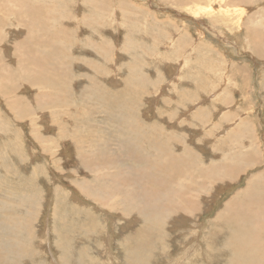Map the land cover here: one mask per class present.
<instances>
[{
    "label": "rangeland",
    "instance_id": "374dc122",
    "mask_svg": "<svg viewBox=\"0 0 264 264\" xmlns=\"http://www.w3.org/2000/svg\"><path fill=\"white\" fill-rule=\"evenodd\" d=\"M0 84V264H264V0H0Z\"/></svg>",
    "mask_w": 264,
    "mask_h": 264
},
{
    "label": "bare ground",
    "instance_id": "6f19581e",
    "mask_svg": "<svg viewBox=\"0 0 264 264\" xmlns=\"http://www.w3.org/2000/svg\"><path fill=\"white\" fill-rule=\"evenodd\" d=\"M244 8V7H243ZM173 9V8H172ZM245 13V12H244ZM77 23V22H75ZM74 23V24H75ZM78 24V23H77ZM258 33V32H257ZM240 35V34H239ZM247 37V36H246ZM240 37H238L239 39ZM238 41V40H237ZM240 41V40H239ZM238 41V43H239ZM248 41V39H247ZM249 43V42H248ZM247 44H245V46L247 47ZM166 44V43H165ZM241 44V43H240ZM238 44V45H240ZM244 44V43H242ZM250 44V43H249ZM164 45V44H163ZM231 45V44H230ZM237 45V46H238ZM251 45V44H250ZM248 45V46H250ZM241 47V46H240ZM166 48V47H165ZM249 48V47H248ZM241 49V48H240ZM247 49V48H246ZM164 50V49H163ZM249 50V49H248ZM185 52V51H184ZM246 52V51H244ZM182 53V51H181ZM184 54V53H183ZM185 56V55H184ZM183 57V56H182ZM253 57V56H252ZM160 58V57H159ZM182 59V58H181ZM186 60V59H185ZM177 61V60H176ZM186 62V61H185ZM184 63V62H183ZM191 63V62H190ZM184 65V64H183ZM182 65V66H183ZM187 65V64H186ZM177 66V65H176ZM183 68V67H181ZM176 70H178L176 68ZM110 73V72H109ZM224 73V72H223ZM227 73V72H225ZM179 77V76H178ZM111 79V78H110ZM115 80L117 83H118V79H117V73H115V76L112 78V80ZM177 81H180L179 78H177ZM179 84V83H178ZM3 84H0V90L3 91ZM218 87V86H217ZM221 88L222 85H221ZM210 90V89H209ZM218 92V91H216ZM205 93V92H204ZM213 96H215V94L213 93L212 94ZM211 95V96H212ZM208 97V96H207ZM220 99V98H219ZM215 101V100H214ZM156 102V101H155ZM212 102V101H211ZM11 103L13 105H17L18 103L15 101L13 102V100L11 101ZM197 107V106H196ZM195 107V108H196ZM154 108V105L152 106V109ZM193 110H188V111H185L183 113V116H188ZM190 112V113H189ZM44 118V117H43ZM25 122V121H24ZM234 123V122H233ZM232 123V124H233ZM231 125V124H230ZM225 127V126H224ZM237 134H244L245 135V132L243 131V128L242 130L240 131H236ZM241 134V135H242ZM36 138V137H35ZM32 145H35L34 143H31ZM37 146V145H36ZM37 152V151H36ZM32 155H38L36 154L35 152L32 153ZM73 191V190H72ZM76 191V190H75ZM71 194V193H70ZM73 196V195H72ZM78 198V200L80 201H83L84 200L80 197V196H76ZM76 198V200H77ZM52 200V199H51ZM49 206V205H48ZM245 206L248 208V210H250V212L247 214V216L242 220V224H241V227L243 229H247V230H250L251 228L255 227L257 225V220H255L254 218V215H255V211H253V207H252V201L251 200H248L245 204ZM52 207V206H51ZM97 209V208H96ZM49 214H46L45 217H44V225L46 226L47 224H49V217L52 216L53 218V213L50 211L48 212ZM109 216V215H108ZM189 218V217H188ZM235 218V217H234ZM188 220V219H187ZM238 220V219H237ZM165 224H166V221H165ZM192 225V229L195 230V225L194 224H191L189 223V226ZM49 226V225H48ZM44 227V226H43ZM201 227H202V230L200 232V234L196 233L195 235H193V237H188V236H185L184 239H182L181 241L178 242V244L172 248V241H171V244H167L165 242L166 240V235H161L157 240L155 241H152V242H149V243H144L143 246H142V251H143V254L146 256L147 259L151 258L152 255H155L154 256V259L153 260H146L145 261V264H161L159 263L160 261H162V264H195V262L193 261L194 257L196 255H198V246L201 245L202 247V241L204 240V230L207 229V226H206V223L203 222L201 224ZM46 228H49L46 226ZM45 228V229H46ZM50 230V228H49ZM221 231H223V229H221ZM47 232V231H46ZM206 232V231H205ZM45 233V231H44ZM108 233V232H107ZM110 233V232H109ZM46 234V233H45ZM112 234V233H111ZM111 234H108L106 235V238H105V242L107 243L108 245V248H109V252H110V256L112 257L113 255V248H112V240H113V237ZM171 234H168L167 236L169 237ZM234 235V238L235 240L233 241L235 245H237L238 241H239V236H237V234H233ZM41 237L43 238L44 235H43V231H42V235ZM174 237V236H173ZM182 237V236H181ZM241 240V239H240ZM170 242V241H169ZM197 243V246H195V244ZM223 243V242H221ZM50 248H51V252H52V257H53V260L56 264H60V261L59 259L57 258V256L55 255V253L53 252L52 250V246L50 245ZM173 249H176V251H174ZM252 248H249L248 249V254H249V257H250V252H251ZM174 251V252H173ZM190 253V255L188 256V254ZM148 254H150L148 256ZM232 257L234 258L235 262H236V255L234 252H232ZM112 259V258H111ZM110 259V260H111ZM115 262V261H114ZM132 263V261H131ZM134 263V262H133ZM201 264V263H200Z\"/></svg>",
    "mask_w": 264,
    "mask_h": 264
}]
</instances>
